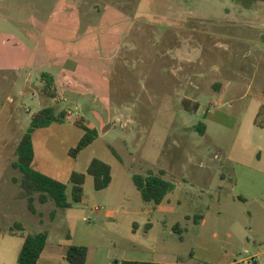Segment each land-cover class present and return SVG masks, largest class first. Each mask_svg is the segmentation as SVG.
Here are the masks:
<instances>
[{
	"label": "rangeland",
	"instance_id": "1",
	"mask_svg": "<svg viewBox=\"0 0 264 264\" xmlns=\"http://www.w3.org/2000/svg\"><path fill=\"white\" fill-rule=\"evenodd\" d=\"M116 1L0 0V264H18L16 222L25 234L47 231L54 246L70 231L73 243L92 236L94 264L139 249L136 257L161 264H220L227 248L264 230V122L255 123L264 108V2L126 0L136 6L125 16L108 10ZM45 107L67 117L34 130L33 168L69 191L71 174L82 173L84 199L67 209L36 199L33 213L12 162ZM87 129L97 137L71 156ZM95 158L112 169L103 190L87 172ZM150 171L174 184L159 205L133 180Z\"/></svg>",
	"mask_w": 264,
	"mask_h": 264
},
{
	"label": "trees",
	"instance_id": "2",
	"mask_svg": "<svg viewBox=\"0 0 264 264\" xmlns=\"http://www.w3.org/2000/svg\"><path fill=\"white\" fill-rule=\"evenodd\" d=\"M255 1L264 0H244V4L249 7ZM45 78L44 90L47 94L54 85V77L52 74L45 72L42 74ZM53 97H55L53 95ZM67 117L66 112L56 113L53 107H45L36 112L31 120L30 127L24 133L16 147V159L12 162V167L18 170L21 174L20 178H13V182L19 184L24 190L27 197L28 207L31 212L36 213V199L41 204L49 201H54L58 208H71L83 202L84 198V182L85 176L79 172H73L70 176L69 185L49 177L33 168L34 149L32 143V133L34 130L47 127L54 122L65 121ZM264 122V108L261 109L255 121L256 125L263 126ZM204 125L200 126V130L204 131ZM97 137L95 129H87L84 136L81 138L76 147L70 150V155L76 157L80 151L88 147ZM116 157H119L115 149L112 148ZM89 175L93 177L94 187L96 190H103L107 188L112 181L111 166L100 160L93 159L87 169ZM164 172L160 171L158 174L148 172L147 175H134L133 180L140 191L141 196L146 202H153L156 205L162 203L166 195L174 189V184L165 179ZM37 195V196H36ZM56 210L51 213L54 218ZM175 227H179L175 226ZM178 229V228H177ZM11 233L21 234L24 242L19 251L18 264H37L41 253L48 242V232L40 231L37 233H24L22 224L16 222L11 229ZM88 247L87 246H70L66 254V261L69 264H85L87 261ZM117 264H158L153 261H122Z\"/></svg>",
	"mask_w": 264,
	"mask_h": 264
},
{
	"label": "crops",
	"instance_id": "3",
	"mask_svg": "<svg viewBox=\"0 0 264 264\" xmlns=\"http://www.w3.org/2000/svg\"><path fill=\"white\" fill-rule=\"evenodd\" d=\"M135 3L132 5L129 2H127L126 0H122V1H116L113 3H109L108 7H109V11L110 10H116L120 15H125L128 13H130L132 11V7H135ZM252 6V5H251ZM249 6V7H251ZM112 8V9H111ZM126 16V15H125ZM109 30H111V26L109 25L107 27ZM110 55V54H109ZM109 55L106 56V58H109ZM103 58V57H102ZM84 199V198H83ZM264 211V210H263ZM112 211L108 210V213H111ZM124 213H126V210L123 211ZM144 213H152L151 210L146 211ZM264 214V212H263ZM185 218L190 219V215H186ZM71 220V219H70ZM205 217H202V224L204 223ZM258 221L260 222L261 226H263L264 228V215L261 216L260 219H258ZM134 227L136 229H139V223L138 221H134ZM147 225H150V223H148ZM177 226V225H176ZM252 231V229H251ZM261 231L264 230H258V233H254L253 237L249 238L248 241H246V245L244 244V246H231L230 248H227V250L225 251V255L223 257L220 258L219 263L220 264H232L235 261L241 259V258H245L248 256H253L256 255L259 258V263L258 264H264V237L263 240L258 237L260 236L259 233H262ZM91 232L93 233V230H91ZM214 236H217V233H214ZM228 237L230 239H234L239 241V237L231 232V234L228 235ZM49 238V237H48ZM66 241H63L61 243H59L57 246H54V244H50L47 242V245L45 246L43 252L40 255V258L37 262V264H54V261H58L60 259V264H69L66 261V254L68 252V249L70 246H80V245H84L88 247V255H87V261L85 264H94L93 260L94 257L96 255V250L94 248H91V246H93V238L92 236H88V240L89 242H84V243H73V236H72V231H70V234H68L66 236ZM262 240V241H259ZM93 251V254H92ZM133 255L132 257H126L124 259H122V261H148V259H141L139 257H136L138 253H142L141 250L139 249L137 250H133ZM155 253H158L155 252ZM160 256L164 255V256H172V257H176L177 255L176 253L172 252V253H164V252H160V254H158ZM93 258V260H92ZM122 261H118L116 260L114 262V264H117V262H122ZM196 262H198L197 260H195ZM153 262H155V260H153ZM158 264H161L159 261H156ZM163 263H168V264H193V263H183L180 261H170V262H163Z\"/></svg>",
	"mask_w": 264,
	"mask_h": 264
},
{
	"label": "built area",
	"instance_id": "4",
	"mask_svg": "<svg viewBox=\"0 0 264 264\" xmlns=\"http://www.w3.org/2000/svg\"><path fill=\"white\" fill-rule=\"evenodd\" d=\"M259 258L256 255L241 258L232 264H258Z\"/></svg>",
	"mask_w": 264,
	"mask_h": 264
}]
</instances>
